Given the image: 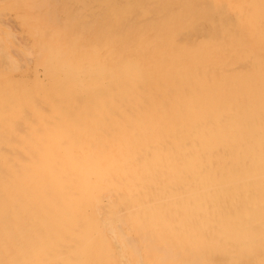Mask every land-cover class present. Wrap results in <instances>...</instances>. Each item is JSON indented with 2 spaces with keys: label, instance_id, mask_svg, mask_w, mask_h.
I'll use <instances>...</instances> for the list:
<instances>
[{
  "label": "bare ground",
  "instance_id": "6f19581e",
  "mask_svg": "<svg viewBox=\"0 0 264 264\" xmlns=\"http://www.w3.org/2000/svg\"><path fill=\"white\" fill-rule=\"evenodd\" d=\"M260 208L264 0H0V264H264Z\"/></svg>",
  "mask_w": 264,
  "mask_h": 264
},
{
  "label": "rangeland",
  "instance_id": "374dc122",
  "mask_svg": "<svg viewBox=\"0 0 264 264\" xmlns=\"http://www.w3.org/2000/svg\"><path fill=\"white\" fill-rule=\"evenodd\" d=\"M8 18H10V19H8ZM7 19L9 20V22L12 21V23H10V24L13 25L12 27H15L13 29H14L15 33L18 34V30L16 29L15 22H14L15 20L13 19V15L8 16ZM251 218H253V220H255V222H256V223L254 222L253 225H251V226L246 225L245 228L237 226L236 228L231 229V231L233 232V235H235V236L241 235L242 237H245V238H246V236L248 237V238L242 240L243 244H245L246 241L247 242L252 241V239L249 237V233L257 234L261 231L264 232V209L260 208L259 210L252 211V214H250V219ZM250 229H253V230L249 231ZM260 248L263 249V245L260 246Z\"/></svg>",
  "mask_w": 264,
  "mask_h": 264
}]
</instances>
